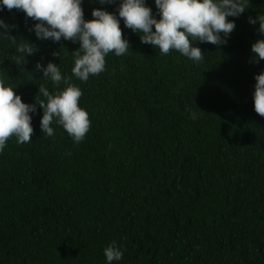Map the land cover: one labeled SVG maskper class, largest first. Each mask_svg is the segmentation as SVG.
<instances>
[{
	"label": "trees",
	"instance_id": "1",
	"mask_svg": "<svg viewBox=\"0 0 264 264\" xmlns=\"http://www.w3.org/2000/svg\"><path fill=\"white\" fill-rule=\"evenodd\" d=\"M118 2L84 0L85 19ZM259 14L264 0H249L228 18L226 45L193 42L200 63L161 55L121 20L131 48L82 82L72 75L78 42L40 41L23 11H0L15 26L0 35V80L37 104L32 141L11 137L0 154V264H107L113 241L123 250L114 264H264V117L253 101L264 60L251 52L264 36L248 22ZM29 42L39 50L26 58L17 46ZM41 60L83 93L91 127L80 143L55 121L54 136L41 131L39 88L57 91L35 69Z\"/></svg>",
	"mask_w": 264,
	"mask_h": 264
},
{
	"label": "clouds",
	"instance_id": "2",
	"mask_svg": "<svg viewBox=\"0 0 264 264\" xmlns=\"http://www.w3.org/2000/svg\"><path fill=\"white\" fill-rule=\"evenodd\" d=\"M83 2L0 0V11L5 7L9 11H23L27 18L36 21L29 31H34L40 41L59 42L63 38L78 42L72 75L87 82L91 76H98L106 70V56L109 53L114 52L119 57L131 48L129 40L122 33L121 20L125 28L139 34L142 43L158 48L161 55L176 50L195 63H200L204 53L193 42L211 43L218 47L226 45L236 28L235 19L228 18H239L244 14L249 0H154L159 19L147 0H119L115 11L94 8L92 19H85ZM98 2L101 5L116 4L117 0ZM248 22L252 26L259 22L258 31L264 36V14L255 18L249 16ZM12 27L15 26L0 18V29L4 30L0 35L7 34ZM33 45L31 42L21 43L17 51L27 58L39 50ZM251 52L255 63L264 60V38L252 44ZM23 58L18 57L16 63H20ZM34 67L57 86L54 93L46 87L39 88L46 98V101L42 100L38 104L43 110L40 120L42 133L48 137L54 136L51 125L55 121L76 143H80L91 127L89 113L79 103L83 95L81 89L71 82V76L61 73L56 63L49 61L45 67L41 60L36 61ZM255 80L254 110L264 117V70L255 75ZM61 83L63 88H60ZM13 89L0 80V154L11 137H15L18 144L30 143L34 132L31 114L37 112V104L25 103ZM191 118L197 119V113L192 112ZM104 255L107 264H114L123 259V250L113 241L104 248Z\"/></svg>",
	"mask_w": 264,
	"mask_h": 264
}]
</instances>
